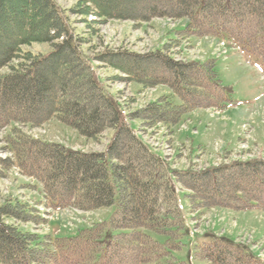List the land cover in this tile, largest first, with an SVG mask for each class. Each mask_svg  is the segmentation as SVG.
Instances as JSON below:
<instances>
[{
	"label": "trees",
	"instance_id": "1",
	"mask_svg": "<svg viewBox=\"0 0 264 264\" xmlns=\"http://www.w3.org/2000/svg\"><path fill=\"white\" fill-rule=\"evenodd\" d=\"M69 15L86 23L88 37L76 31ZM155 18L185 19L176 36L225 38L264 66V0H77L70 9L55 0H0V128L11 123L37 128L55 119L93 141L112 132L103 152L85 153L13 128L8 145L14 161L0 159V179L17 167L42 185L54 210L93 211L112 206L118 196L108 223L54 238L35 232L46 220L27 202L2 200L0 264H183L169 260L186 235L177 187L188 191L184 197L192 212H264L263 161L199 173L172 170L129 126L138 120L146 128H173L194 110H225L234 102L215 60L176 61V40L143 55L103 49L89 59L82 50L97 35V25L110 20L139 25ZM34 44L50 49L33 52L28 48ZM91 60L119 73L115 81L143 90L167 87L170 94L130 111L134 100L121 104L118 94L111 95ZM149 232L166 242L154 241ZM208 238L196 253L206 264H263L227 238Z\"/></svg>",
	"mask_w": 264,
	"mask_h": 264
},
{
	"label": "rangeland",
	"instance_id": "2",
	"mask_svg": "<svg viewBox=\"0 0 264 264\" xmlns=\"http://www.w3.org/2000/svg\"><path fill=\"white\" fill-rule=\"evenodd\" d=\"M55 1L64 9L72 8L77 2V0ZM128 4L132 5L133 3ZM128 4L125 6H129ZM69 16L71 20L75 21L76 31L88 37L90 28L86 26V23L81 22L79 16ZM90 18L94 19L93 17ZM183 25V21L172 19L155 18L148 23L139 25L131 21L110 20L96 26L97 35L91 38L88 44L83 45L82 50L89 59L103 49L115 52L126 50L143 55L160 49L165 43L171 42L170 40H176L178 45L172 48L176 61L203 62L217 58L212 52L216 48V43L193 44L195 42L192 41L193 39L190 41L176 36L175 32L183 29ZM229 46L231 47L230 44ZM28 49L46 54L50 48L46 44H34ZM90 62L97 69L98 78L108 92L111 95L118 94V101L121 104L130 103L131 98L134 100L129 104L130 111L142 108L155 98L157 99L161 93L159 88L166 89V87H155L143 91L142 87L136 83H123L119 80H113L112 77L119 73L100 63L92 60ZM215 65L219 79L230 91L228 98L236 103L235 105H228L225 111L220 112V115L213 114L211 116L210 111L199 109L193 115H189L188 122L187 117H185V121L183 120L173 128H167L160 124L146 128L141 126L138 120L130 121L132 128L137 131V135L146 146L150 149L152 147L153 152L163 155L170 169L177 171L192 170L199 173L206 171L214 164H219V162L264 159V67L261 61L251 55L232 50L227 53L225 59H216ZM177 102L176 99L175 103ZM242 125L252 127L251 132L249 133L250 130L245 129ZM13 128L20 129L26 135L31 134V137L35 136L46 142L59 143L68 149L85 153L103 151L112 135V132H104L96 141L85 139L54 119L44 126L34 129L11 123L5 128H0V159L8 158L10 155L8 140L13 136ZM169 130L172 131V134ZM239 138H244V140L238 141ZM182 143L187 146H182ZM224 147L227 150L234 149V151L228 153L222 151ZM196 154L200 156L197 157ZM225 155L227 157H224ZM4 174L5 177L0 179V202L6 198H17L35 206L37 210L40 209V214L46 217V224L37 227L31 224H22V229L34 227L33 229L38 234L70 236L74 235L77 230L92 224L101 221L108 223L116 209L117 195H115L114 203L110 207L93 211L68 208L56 212L49 208L47 201L45 202L40 183L22 176L14 167ZM182 196L183 194L179 192V198L183 201L181 204L185 206ZM184 209L189 221L191 219V222L197 221L201 235L195 238V242L202 240L213 230L219 232L221 227L224 228L227 237L233 238L238 235L241 237L240 240L249 245H253L252 243L257 238H264V228L257 232L255 230L258 227V219L255 217V213H250L245 219L226 218L223 222V219L220 218L221 224L215 225L212 219L215 217L219 219V214L215 213L212 217L211 215H203L197 218L198 214L195 217H190L186 207H183ZM148 234L160 244L166 242V238L163 236L150 232ZM181 244L179 250L170 254L174 261L183 264H205L196 255L197 245L189 246L187 235L183 236ZM258 245L264 247V242ZM190 251L192 252L191 258ZM169 260L173 261L171 258ZM159 264L167 263L162 260Z\"/></svg>",
	"mask_w": 264,
	"mask_h": 264
},
{
	"label": "crops",
	"instance_id": "3",
	"mask_svg": "<svg viewBox=\"0 0 264 264\" xmlns=\"http://www.w3.org/2000/svg\"><path fill=\"white\" fill-rule=\"evenodd\" d=\"M191 39H193L192 41H195L193 44L199 43V44H202V45L207 44V43L210 44L211 42L216 41L215 39H211V38H201V39L200 38H194V37L188 38V40H190V41H191ZM159 89L161 91L160 95L161 94L162 95L163 94H165V95L169 94V90H166L165 88H162V89L159 88ZM194 113L195 112H193V113H191L189 115H193ZM188 118H189V116H188ZM191 151L194 154V151L192 149H191ZM222 151L228 152V151H231V150H227L224 147L222 149ZM215 213L219 214V216H220L219 219H216V217L212 219L215 222V225H220L221 224L220 218H222L223 219V222H224L226 220V218H233V219H236V220L242 219V218L245 219V218H248V216L250 215V213H255V217H257V219H258V227L255 228L256 232L259 231L261 228H264V224H263V222H264V212H254V211L232 212L230 210H224V209H220V210L217 209V210H215L214 209V210L205 211L204 212V215H209V216L211 215V217H212ZM218 233L224 235L225 234L224 228L221 227L220 230H219V232H217V234ZM231 239H234V238H231Z\"/></svg>",
	"mask_w": 264,
	"mask_h": 264
}]
</instances>
